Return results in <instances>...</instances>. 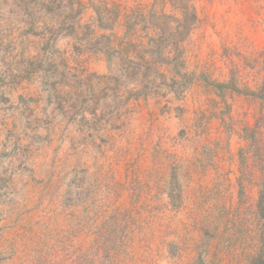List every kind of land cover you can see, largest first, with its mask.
Instances as JSON below:
<instances>
[{
	"label": "rangeland",
	"instance_id": "rangeland-1",
	"mask_svg": "<svg viewBox=\"0 0 264 264\" xmlns=\"http://www.w3.org/2000/svg\"><path fill=\"white\" fill-rule=\"evenodd\" d=\"M0 264H264V0H0Z\"/></svg>",
	"mask_w": 264,
	"mask_h": 264
}]
</instances>
